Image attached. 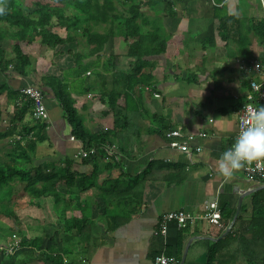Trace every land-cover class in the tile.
<instances>
[{
	"label": "crops",
	"instance_id": "crops-1",
	"mask_svg": "<svg viewBox=\"0 0 264 264\" xmlns=\"http://www.w3.org/2000/svg\"><path fill=\"white\" fill-rule=\"evenodd\" d=\"M35 1H22L23 10L36 14ZM226 3L228 15L244 20L238 27L242 32L252 29L245 20L264 23V0H226ZM215 7L219 10L222 5H216L213 0H175V19L167 17L158 7L142 9V14L149 16V30H160L157 20L163 26L167 53L151 58L156 64L154 91L139 96L137 105L128 103L130 114L122 110L120 100L116 108H109L107 97L120 96L126 90L118 76L129 71L128 46L119 33L109 40L98 57H88L86 41L80 32L78 36L72 33L73 41L55 49L42 45L40 38L32 43L20 42L22 53L30 60L24 74L13 66L0 68V87L4 89L0 96V134H9L0 140V159H15L14 144L18 138L22 139V126L36 125L30 111L22 122L15 119L17 108L29 103L21 91L33 86L42 90L49 114L47 127L36 145L34 165L42 167L47 174L69 169L79 177L92 175L97 167L90 188L81 193L82 184H76L58 205L48 197L36 200V206H32L28 196L21 195L26 198L17 216L21 222L32 220L42 225L33 237L41 238L40 251L59 255L63 240L67 246L66 238L72 240L80 235L87 240L80 247L70 241L72 254L60 255L61 264H152L159 254L175 257L178 264H207L211 251L217 254L214 264H250L243 253L254 249L261 253L260 247L249 250L243 240L252 239L246 225L258 201L256 198L264 196V185L247 181L243 167L226 179L217 173L216 161L238 135L241 106L258 105L259 96L251 90L250 80L239 71L237 62L262 63L264 48L259 38L250 33L251 56H234L236 35L227 43L222 41ZM76 14L73 9L67 11V16ZM106 27L93 26V30L103 33ZM4 29L0 44L8 52L15 43L18 28L0 23V31ZM52 30L63 39L68 35L65 29L56 27L55 19ZM79 55L83 56L86 69L78 70L75 58L79 60ZM51 78L67 86L75 115L91 135L115 133L113 146H107L103 155L81 157L82 153L95 150L94 143L87 146L88 141L75 136L74 124L52 89ZM19 101L21 106L17 105ZM125 116L128 121L124 120ZM115 127H118L116 132ZM172 131L182 134L181 143L188 145L189 152L169 147L171 138L167 134ZM33 134L27 139L33 138ZM200 134L206 137L199 138ZM190 136L195 140L189 141ZM21 144L26 146L23 141ZM115 182L116 188H109ZM58 188L66 192L64 185ZM250 191L253 192L244 198L238 216L245 219L243 226L234 218L240 196ZM212 203H217L220 211L222 204L226 206L224 215L221 212V226L196 220L179 230L176 224L167 223L166 234L158 233L167 214L184 211L200 218ZM66 204L70 207L65 210ZM77 204L91 207V223L81 234L76 229L67 233L64 219L74 216ZM228 212L234 214L229 221L225 218ZM233 230L242 231L230 237ZM23 237L33 239L28 235ZM23 249L27 257L21 260L22 253L20 260L10 264H50L32 261L33 253H39L37 249Z\"/></svg>",
	"mask_w": 264,
	"mask_h": 264
},
{
	"label": "trees",
	"instance_id": "trees-1",
	"mask_svg": "<svg viewBox=\"0 0 264 264\" xmlns=\"http://www.w3.org/2000/svg\"><path fill=\"white\" fill-rule=\"evenodd\" d=\"M22 1L26 0H5L0 1V8L3 9V13L0 14V23H5L12 28H18V31L14 34L15 43L9 48L7 52L0 44V68L5 70L9 66H13L19 73L24 74L26 68L30 66V60L25 56L19 46L20 42L32 43L35 38H40L41 44L48 48L55 49L59 46H65L73 41L72 33L79 32L83 35L88 50V57H98L103 53L107 43L118 33L123 36L125 43L128 46L127 58L129 60V71L126 74L119 75V81H123L126 86L124 94L107 95L109 98V108H116L118 100L122 101V110L127 114L132 113V110L127 106L128 103L134 102L137 105V99L149 88L151 92L154 91L155 78L153 72L156 68V64L151 58L163 56L167 53V40L160 36V30H149L150 20L147 16L142 14V9L146 8H159V10L165 12L167 17L175 19L177 13L173 8V2L175 0H37L36 7L38 10L36 14L26 13L23 10ZM29 1V0H28ZM216 5H222V8H214L215 18L219 22L218 34L223 42H228L234 35H236L237 53L234 56L250 57L249 52V40L248 35L253 33L256 35L264 48V23L245 20L246 23H250L251 30L242 32L238 27L244 23V20L227 14L226 0H213ZM46 2V3H45ZM68 9H73L77 12L76 15L67 16ZM56 20V27L65 29L68 33L67 37L63 39L52 30V22ZM105 25L107 26L103 33L93 30V26ZM83 56L79 55V60L75 58L76 66L78 70L86 69V65L82 62ZM264 65V59L262 63ZM85 71V70H84ZM53 82L52 89L55 91L59 101L64 108L66 115L69 117L70 122L74 124V133L83 142L88 141L87 146L94 143L96 153L103 155L106 152V147H112V135L114 132H106L103 135H91L83 126L82 121L75 115V108L73 100L70 98L67 86L51 78ZM39 89V88H38ZM41 90V89H40ZM42 91V90H41ZM4 93V89L0 87V96ZM43 93V92H42ZM106 95V94H105ZM104 97V96H103ZM115 101V102H114ZM18 105V104H17ZM18 106H21L18 105ZM32 104L27 102L23 107H18L15 114L17 122H22L30 111L32 119ZM33 120V119H32ZM124 120L128 121L127 117ZM34 122V121H33ZM115 122H119L116 120ZM25 126L20 136L21 140H16L14 144V163H20L18 166L10 164H0V202H12V200L22 193V195L28 196L31 200V205L36 206V200L51 198L54 203L58 205L62 203L69 195V190L73 189L76 184H82L81 193L90 188V184L95 178L96 168L92 175L81 177L76 173H70L69 169L62 170L59 174H55L53 171L44 173L42 167H36L34 165V154L36 152V145L41 141L40 135L44 133L46 129V123L43 125ZM118 123H116L117 126ZM118 127H115V132ZM33 134V138L27 139L28 135ZM12 134V133H10ZM7 135L0 134V140L8 137ZM25 142L26 146L23 147L21 142ZM17 158V159H16ZM89 159V158H88ZM78 177V178H77ZM117 182L109 186L112 189L116 188ZM59 185H64L65 190L59 189ZM19 186L21 188H19ZM115 186V187H114ZM61 190L62 192H60ZM79 195H81L79 193ZM80 201V196L76 197ZM256 198V197H254ZM258 199L253 206V212L247 220L246 227L252 233V239L250 241L243 240L251 250L252 248H261V253L254 249L251 252H244L248 257L250 264H257L261 262L264 264V196L256 198ZM87 205V203H86ZM78 205L74 209V216L67 220L64 219L63 228L65 232L69 233L73 230H78V234L88 227L91 223V207ZM65 210L70 206L66 204ZM226 206L221 205L222 215L225 213ZM244 210V207H243ZM0 216L10 219L16 223L19 221V217L15 212L7 210L4 213L0 212ZM234 214L228 212L225 215L227 221L233 218ZM241 216L237 222H241L243 226L246 224ZM16 230V228H15ZM246 228L243 229L245 231ZM233 230L232 235H236L238 232ZM180 242H183V236L180 234ZM242 239V236H238ZM83 236H80L70 240L66 238V244L64 240L62 246L58 248L59 255H53V253H46L40 251L41 238L29 239L23 237L17 248H34L39 253H33L34 262L61 264L62 258L60 255L72 254V249L69 245L70 241H73L76 245L82 246V242L86 241ZM180 243V244H181ZM10 255V254H7ZM11 256V255H10ZM6 256V257H10ZM217 254L211 251L208 255L207 264H214L216 262Z\"/></svg>",
	"mask_w": 264,
	"mask_h": 264
},
{
	"label": "built area",
	"instance_id": "built-area-1",
	"mask_svg": "<svg viewBox=\"0 0 264 264\" xmlns=\"http://www.w3.org/2000/svg\"><path fill=\"white\" fill-rule=\"evenodd\" d=\"M239 71L246 76H248L249 84L251 90L258 94L259 100L258 105L253 103L243 104L239 110V125L238 132L241 125L244 123V120L247 115L246 110L258 109L261 106H264V67L258 61H250L245 63L243 61L237 62ZM150 91L149 88L146 89ZM21 96L25 97L32 104V119L34 123L44 124L49 120V114L44 104V95L40 89L37 87L29 86L21 91ZM156 98H159L158 95H155ZM20 105V101L18 102ZM168 138H171L169 147L174 150H179L183 153L189 152V147L187 144L181 143L182 134L178 131H172L167 134ZM199 138H205V134H200ZM20 140V138H18ZM189 141H194L195 137L190 136ZM200 152V149L196 150ZM96 154V150H90L81 154L83 159L92 157ZM245 177L247 181L253 184L264 185V161L259 162V167L256 163L247 164L243 166ZM196 220L207 221L210 224L215 226H221V211L217 203H212L209 208L206 209L204 214L200 218H195L192 214L186 213L184 211H177L169 213L163 219L160 230L158 233L162 236L166 234V224L174 223L177 225L179 230L185 229L190 224H193ZM18 249L15 245L11 246L8 250L9 253H13ZM152 264H178V261L175 257H168L162 254L156 255L152 261Z\"/></svg>",
	"mask_w": 264,
	"mask_h": 264
},
{
	"label": "clouds",
	"instance_id": "clouds-1",
	"mask_svg": "<svg viewBox=\"0 0 264 264\" xmlns=\"http://www.w3.org/2000/svg\"><path fill=\"white\" fill-rule=\"evenodd\" d=\"M246 111L234 143L216 161L217 173L226 179L247 164L256 163L259 167V162L264 161V106Z\"/></svg>",
	"mask_w": 264,
	"mask_h": 264
},
{
	"label": "rangeland",
	"instance_id": "rangeland-1",
	"mask_svg": "<svg viewBox=\"0 0 264 264\" xmlns=\"http://www.w3.org/2000/svg\"><path fill=\"white\" fill-rule=\"evenodd\" d=\"M159 8H162V7L160 6ZM191 20L194 21L193 19ZM159 22H160L159 20L156 21V26L160 27L159 28L161 30L160 36L163 37L165 36V32L163 30V26ZM161 22L163 24V21ZM99 26L102 27V25H99ZM2 32H6V29L0 31V35H2ZM76 35L78 36L79 34L76 33ZM80 51H83V50L80 49ZM0 164L6 165V164H14V163H13V160L1 158ZM19 188L21 187L19 186ZM21 195L22 193L20 195H17L12 200V202H9V203L0 202V212L4 213L7 210L12 209L15 212V214H19L20 211L18 210L21 209L22 200L26 198V197L23 198V196ZM38 226L42 227V225L38 223L37 221L30 220L26 222H21V220L19 219V221L14 223L10 219L0 216V264H10L12 262H16L17 260H20L22 253L24 254H22L23 258L21 260L25 259L27 257V251H25L24 249L21 250V248L20 249L18 248L13 253H9L8 250L13 245L15 246L19 245L23 236L28 235L29 237L33 238L35 235H37L38 229H39ZM7 254H10L11 256ZM6 256H10V257H6ZM13 256H14V260H11Z\"/></svg>",
	"mask_w": 264,
	"mask_h": 264
},
{
	"label": "water",
	"instance_id": "water-1",
	"mask_svg": "<svg viewBox=\"0 0 264 264\" xmlns=\"http://www.w3.org/2000/svg\"><path fill=\"white\" fill-rule=\"evenodd\" d=\"M253 191H250V192H247L243 195L240 196V199H239V204H238V210L236 212V215H235V218H234V221L237 220L238 216H239V213L241 211V207H242V203H243V200L246 196L250 195Z\"/></svg>",
	"mask_w": 264,
	"mask_h": 264
}]
</instances>
